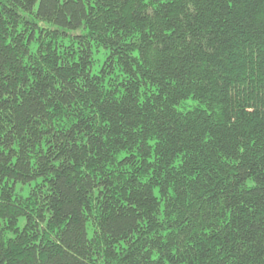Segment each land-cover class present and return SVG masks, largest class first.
<instances>
[{"label":"trees","instance_id":"1","mask_svg":"<svg viewBox=\"0 0 264 264\" xmlns=\"http://www.w3.org/2000/svg\"><path fill=\"white\" fill-rule=\"evenodd\" d=\"M0 264H264V0H0Z\"/></svg>","mask_w":264,"mask_h":264},{"label":"rangeland","instance_id":"2","mask_svg":"<svg viewBox=\"0 0 264 264\" xmlns=\"http://www.w3.org/2000/svg\"><path fill=\"white\" fill-rule=\"evenodd\" d=\"M67 44V43H66ZM105 56L103 54V52H96L95 50V55H94V67H93V72L96 73L99 69L100 66L102 65V63L104 62ZM195 105V102L192 100H187L183 103H181V105H179L177 107V110L179 112H186L187 110L191 109L193 106ZM21 189L20 186H17V190L19 191ZM27 192V189L25 191V193Z\"/></svg>","mask_w":264,"mask_h":264}]
</instances>
